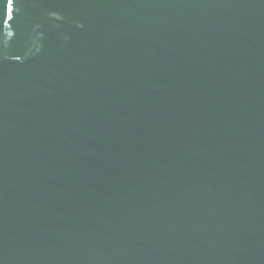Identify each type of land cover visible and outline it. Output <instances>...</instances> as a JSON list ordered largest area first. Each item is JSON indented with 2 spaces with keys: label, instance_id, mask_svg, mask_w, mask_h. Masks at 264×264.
I'll return each instance as SVG.
<instances>
[{
  "label": "water",
  "instance_id": "water-1",
  "mask_svg": "<svg viewBox=\"0 0 264 264\" xmlns=\"http://www.w3.org/2000/svg\"><path fill=\"white\" fill-rule=\"evenodd\" d=\"M0 264H264V0H0Z\"/></svg>",
  "mask_w": 264,
  "mask_h": 264
}]
</instances>
